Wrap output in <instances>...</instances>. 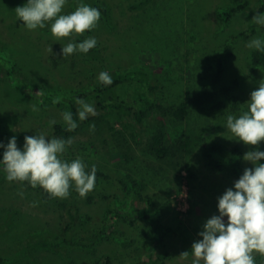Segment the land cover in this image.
Instances as JSON below:
<instances>
[{
    "label": "rangeland",
    "instance_id": "rangeland-1",
    "mask_svg": "<svg viewBox=\"0 0 264 264\" xmlns=\"http://www.w3.org/2000/svg\"><path fill=\"white\" fill-rule=\"evenodd\" d=\"M145 1L83 0L92 7L104 9L106 17L101 15L98 26L92 31L57 40L50 31V22L44 29L30 31L17 18L15 8L23 6L27 0H0V142L7 144L15 136L17 146L22 148L25 128L42 124L41 132L48 135L51 133L50 120L66 127L62 113L68 109L63 97L75 102L76 98H83L95 106L97 114L80 122L77 131L69 137L74 142L63 158L71 161L79 157L88 167L90 164L103 165L114 171L116 155L99 142L95 132L89 131L91 120L108 114L96 107L90 95L99 82L97 77L101 71H108L112 76L133 70H166L179 83L177 87L182 92H187L190 86L199 90L203 86L212 89L216 100L194 109L185 124L192 129L206 130L201 133L199 145L190 158L196 176L191 188L184 181L178 190L174 179L176 170L169 162L155 164L166 171L169 188L155 190L143 186L163 211L162 236L165 252L170 255L164 264H191V255L187 259L180 255L190 252L192 244L202 239L198 233L206 220L219 214L217 198L239 179L210 170L200 154L201 147L214 142L226 148L239 146L243 156L255 149L264 151V141L255 146L245 145L226 128L227 115L238 116L247 110L250 93L264 82L263 72L251 61L256 51L246 47L251 39L264 38V26L252 21L258 12L264 13V0H150L149 4L140 6ZM245 1L250 2L248 7L224 20L225 11ZM79 2L68 0L64 13L74 11ZM89 36L97 39L94 49L87 54L62 56L61 48L69 39L80 42ZM225 46L231 49L230 58L221 75L218 62L224 58ZM43 91L55 92L58 96L45 109L40 107ZM153 103L144 89L134 83L121 85L110 102L125 113L129 122L135 120L136 114L145 112L144 122L135 124L143 142L160 118L153 111L146 112ZM216 103L220 106L218 111L224 114L216 110L208 112ZM33 106L38 110L33 111ZM116 128H120L119 125ZM181 130H167L168 137L173 140ZM3 151L0 149V159ZM242 166L253 167L251 162L244 160ZM37 188L27 182H8L0 166V264H74L75 257L85 253L80 246L70 244L71 240L86 239L81 229L69 230L72 235L73 231L76 234L68 243L63 242V232L71 223L67 210L71 209L76 223L79 218L90 216L98 224L105 203L91 191L81 197L73 187L66 198L67 207L52 204L45 208ZM21 192L23 196L19 195ZM89 197L92 200L89 201ZM116 198V209L124 214L142 216L146 213L145 205L130 194L118 192ZM110 248L118 249L102 244L96 247L97 255L114 253ZM131 252V259L114 264H146L147 255L142 247L133 246ZM253 255L256 260L261 257L259 253ZM259 261L255 264H264V258Z\"/></svg>",
    "mask_w": 264,
    "mask_h": 264
},
{
    "label": "trees",
    "instance_id": "trees-1",
    "mask_svg": "<svg viewBox=\"0 0 264 264\" xmlns=\"http://www.w3.org/2000/svg\"><path fill=\"white\" fill-rule=\"evenodd\" d=\"M150 0L145 3L141 2L140 6L149 4ZM249 1H245L235 7H231L222 15L227 21L232 14L248 7ZM101 11V15H107L104 9L95 6ZM137 8L133 6V9ZM106 22H108L106 20ZM230 47L225 46L224 58L218 62V74L224 73L226 63L230 58ZM253 65L259 68L264 75V52H254L251 56ZM113 84L105 86L98 82L90 95L95 101L96 107L100 111H106L108 114L104 117H97L89 122L90 125H95L94 131L99 142L106 146L110 153L116 155L117 162L114 171L107 169L103 165H98L96 168L95 187L91 191L97 195L99 200L105 203L99 217L98 224L93 221L90 216H83L75 221V215L71 214V209L68 208V217L70 222L63 232V242H67L69 238L76 234L72 228L81 229L86 233V239L80 238L78 241H70L72 246H80L85 252L83 255L75 257L74 264H114L123 261V259H131L133 246L137 249L142 247L147 255L146 264H164L169 260L170 255L165 252V244L162 236L163 211L157 206L154 198L143 190V186H150L155 190H163L169 188V179L164 168L156 163L169 162L174 165L178 190L186 181L189 189L196 176L190 164V158L199 145L201 133L204 129L187 127L194 109L202 108L210 102H214L217 98L215 92L208 87H189L187 92H182L179 83L170 77L166 70L154 71H129L121 74L115 73L111 76ZM126 83H134L144 89V93L153 99L154 103L146 111H153L155 115H160L157 124L152 126V130L148 133V137L143 142L140 133L136 130L135 124L144 122L145 112L136 114L135 120L129 122L125 119V113L118 107L111 106V100L115 99L117 89ZM178 88V90L176 89ZM41 108L48 107L51 101L58 97L55 92L43 91ZM64 104L68 111L73 113V118L80 124L77 115V104L74 100L68 99L65 96ZM218 104L211 107L212 112L216 110L219 114H224L218 111ZM61 109H64L62 107ZM94 119V118H93ZM97 119V121H96ZM100 119H103L99 121ZM200 127L202 123H199ZM42 125V124H41ZM31 127L23 130L22 136H32L42 133V126ZM119 125L120 128H116ZM51 133L48 137L69 138L70 135L77 131H67L66 127L56 123L51 125ZM182 128L181 132L171 140L168 137L167 130ZM96 137V138H97ZM70 148V147H69ZM68 148V149H69ZM200 154L205 161L206 166L219 173H226L231 177L239 178L246 169L242 166L243 151L239 146L226 148L220 143H209L201 147ZM94 165H89L88 169ZM112 171V172H111ZM128 184L131 186L128 187ZM38 197L41 204L45 208H50L52 204L62 205L67 207L66 199L54 198L50 196L44 189L38 186ZM118 192H126L130 194L134 200H138L146 207V213L142 216L137 214H124L121 210L116 209ZM92 197H89V201ZM93 223V224H92ZM71 230V231H69ZM75 230V229H74ZM102 244L112 245L115 247L109 251H115L112 254L97 255L96 247ZM121 250V251H120ZM118 251V252H116ZM255 263L264 258L261 255Z\"/></svg>",
    "mask_w": 264,
    "mask_h": 264
},
{
    "label": "clouds",
    "instance_id": "clouds-1",
    "mask_svg": "<svg viewBox=\"0 0 264 264\" xmlns=\"http://www.w3.org/2000/svg\"><path fill=\"white\" fill-rule=\"evenodd\" d=\"M67 3L68 0H27L23 6L16 7L15 12L30 31L44 29L50 22V31L57 40L92 31L98 26L101 18L98 8L80 0L74 11L65 14ZM252 21L264 26V13L258 12ZM96 46L94 36L80 42L69 39L61 53L63 57L87 54ZM246 47L264 52V38H253ZM49 51L52 52V48ZM97 79L105 86L113 84L108 71H101ZM76 104L80 121L97 114L95 106L83 98H76ZM246 104L247 110L238 116L227 115L226 128L236 140L255 146L264 141V82L250 93ZM37 110L33 106V111ZM62 120L69 132L78 127L71 111H64ZM49 124L55 125L56 120H50ZM94 129V124L89 126L90 131ZM73 142L72 138L48 137L45 133L25 136L22 148L17 146L15 136L7 144L0 142V149H4L0 166L5 179L27 182L32 188L39 186L54 198H68L73 187L85 197L95 187L96 168L88 169L79 157L71 161L63 158ZM242 159L251 162L253 167L246 168L234 185L217 198L219 214L206 220L198 233L202 239L192 244L190 252L180 255L185 259L191 255V264H255L253 253L264 255V163L260 162L264 160V151H248Z\"/></svg>",
    "mask_w": 264,
    "mask_h": 264
},
{
    "label": "built area",
    "instance_id": "built-area-1",
    "mask_svg": "<svg viewBox=\"0 0 264 264\" xmlns=\"http://www.w3.org/2000/svg\"><path fill=\"white\" fill-rule=\"evenodd\" d=\"M184 184H185V183H184ZM184 184H183V185H184ZM183 188H184V186H183Z\"/></svg>",
    "mask_w": 264,
    "mask_h": 264
}]
</instances>
